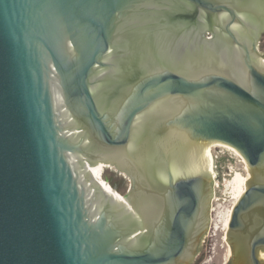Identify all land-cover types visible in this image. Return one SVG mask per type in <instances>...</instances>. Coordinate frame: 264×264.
Masks as SVG:
<instances>
[{
  "label": "water",
  "instance_id": "water-1",
  "mask_svg": "<svg viewBox=\"0 0 264 264\" xmlns=\"http://www.w3.org/2000/svg\"><path fill=\"white\" fill-rule=\"evenodd\" d=\"M236 10L0 0V264H188L210 223L214 145L248 174L226 241L264 264V6L254 25ZM202 14L222 19L218 41ZM105 164L130 180L125 197Z\"/></svg>",
  "mask_w": 264,
  "mask_h": 264
},
{
  "label": "rangeland",
  "instance_id": "rangeland-1",
  "mask_svg": "<svg viewBox=\"0 0 264 264\" xmlns=\"http://www.w3.org/2000/svg\"><path fill=\"white\" fill-rule=\"evenodd\" d=\"M260 46L261 51L264 52V37ZM228 150L224 146L213 148L219 158L214 163L215 178H213L214 188L210 204V223L206 233L207 246L205 247L204 244L201 264H225L228 257L225 252L227 245L224 241L227 224L232 207L237 201L236 197L245 187L248 176L241 157L236 152L235 155ZM215 252L217 254H214Z\"/></svg>",
  "mask_w": 264,
  "mask_h": 264
},
{
  "label": "flooded vegetation",
  "instance_id": "flooded-vegetation-1",
  "mask_svg": "<svg viewBox=\"0 0 264 264\" xmlns=\"http://www.w3.org/2000/svg\"><path fill=\"white\" fill-rule=\"evenodd\" d=\"M230 1L233 5L236 6L237 10L240 15L243 17V22L245 25L249 24H255L257 23L256 21L258 20V13H260V9L264 6V0H228ZM258 5V7L256 5ZM202 23L205 27L204 31L202 32V37L206 41H218V38L221 33L220 26L222 25V19L217 17H209L205 14H202ZM264 37V33L261 35L260 40L258 41V50L261 51V40ZM218 147V145L210 146L208 147L206 153L207 156L210 160V171H211V157H212V152L213 148ZM101 177L104 181L108 182L111 186H114L117 190H121L122 187V194L125 197L129 190H130V180L123 174L120 173L116 170L115 167L105 164L103 165V170L101 173ZM227 234V229L226 233ZM206 235V234H205ZM205 235L201 238L199 246H198V251L193 257V259L188 263V264H201L203 263V257L201 256L202 251L204 249V244L205 247L207 246V241L205 240ZM224 241L227 245L225 248V252L227 253V260L225 264H243L242 259H241V253L239 250H236L235 248L232 250L231 246L228 244L226 241V236L224 238ZM209 244V243H208ZM204 254V251H203ZM214 254H217L215 252ZM261 261L264 263V253L261 254L260 257Z\"/></svg>",
  "mask_w": 264,
  "mask_h": 264
},
{
  "label": "built area",
  "instance_id": "built-area-1",
  "mask_svg": "<svg viewBox=\"0 0 264 264\" xmlns=\"http://www.w3.org/2000/svg\"><path fill=\"white\" fill-rule=\"evenodd\" d=\"M229 151V150H228ZM232 153L235 154V152H233L232 150H230ZM236 155V154H235ZM218 153H212V173H213V178H215V171H214V163L218 161Z\"/></svg>",
  "mask_w": 264,
  "mask_h": 264
},
{
  "label": "bare ground",
  "instance_id": "bare-ground-1",
  "mask_svg": "<svg viewBox=\"0 0 264 264\" xmlns=\"http://www.w3.org/2000/svg\"><path fill=\"white\" fill-rule=\"evenodd\" d=\"M228 148V147H227ZM229 150H232L233 152H236V151H234L233 149H230V148H228ZM236 154H238V153H236ZM247 181V180H246ZM246 181H245V184H246ZM245 188V187H244ZM243 188V189H244ZM242 189V191L237 195V197H236V200H238L239 199V197L243 194V192H244V190ZM227 223V222H226Z\"/></svg>",
  "mask_w": 264,
  "mask_h": 264
}]
</instances>
